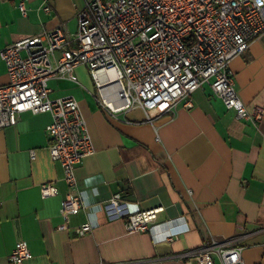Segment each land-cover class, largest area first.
I'll list each match as a JSON object with an SVG mask.
<instances>
[{
    "label": "crops",
    "instance_id": "1",
    "mask_svg": "<svg viewBox=\"0 0 264 264\" xmlns=\"http://www.w3.org/2000/svg\"><path fill=\"white\" fill-rule=\"evenodd\" d=\"M19 1L0 0V48L58 26L72 37L88 0H23L26 15ZM229 67L246 107H264V33ZM73 73L76 81L51 77L47 87L51 98L74 97L85 119L94 152L75 174L88 207L64 220L69 187L49 153L51 115L21 112L0 128V264L20 240L30 251L24 264H201L174 255L211 237H236L246 264H264V119L255 126L237 117L207 83L192 92L190 109L178 103L151 121L139 106L109 115L87 68L79 64ZM7 82L0 58V85ZM45 182L57 193L42 197ZM112 196L131 209H163L147 231L129 233L122 218L110 220L100 207ZM85 221L92 230L77 235Z\"/></svg>",
    "mask_w": 264,
    "mask_h": 264
},
{
    "label": "built area",
    "instance_id": "2",
    "mask_svg": "<svg viewBox=\"0 0 264 264\" xmlns=\"http://www.w3.org/2000/svg\"><path fill=\"white\" fill-rule=\"evenodd\" d=\"M17 6L26 15L24 1ZM43 9L48 11V6ZM262 33L264 0H88L77 13L72 37L58 26L0 48L8 76V82L0 85V128L15 124L23 111L51 115L45 129L51 140L49 153L59 161L69 187L60 207L67 220L88 207L75 167L94 147L76 99L49 97L48 79L59 76L76 81L73 69L84 65L95 97L109 115L139 106L148 121L178 103L190 109L192 92L207 83L237 117L257 126L264 119V107H246L235 90L229 62ZM40 193L54 195L57 188L45 182ZM100 207L108 219L122 218L129 233L147 231L163 209H131L117 196ZM92 227L85 221L75 232L83 235ZM176 239L178 235L166 237ZM236 240L211 237L174 256L195 258L201 264H246L243 247ZM29 256L26 242L17 241L8 264H24Z\"/></svg>",
    "mask_w": 264,
    "mask_h": 264
}]
</instances>
